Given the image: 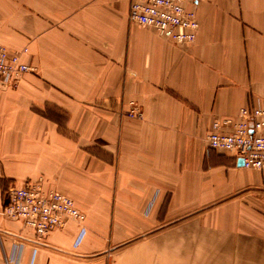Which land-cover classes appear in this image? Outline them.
I'll return each mask as SVG.
<instances>
[{"label":"crops","instance_id":"0c3cea01","mask_svg":"<svg viewBox=\"0 0 264 264\" xmlns=\"http://www.w3.org/2000/svg\"><path fill=\"white\" fill-rule=\"evenodd\" d=\"M129 1L0 0V43L33 68L0 93V177L85 214L80 239L73 220L41 238L3 221L0 264H264L263 176L204 140L264 108V0H195L181 46Z\"/></svg>","mask_w":264,"mask_h":264},{"label":"built area","instance_id":"2783aa9c","mask_svg":"<svg viewBox=\"0 0 264 264\" xmlns=\"http://www.w3.org/2000/svg\"><path fill=\"white\" fill-rule=\"evenodd\" d=\"M195 0H130L128 18L132 22L153 28L157 34L178 45L192 42L199 27L193 9ZM25 51V49H24ZM30 66L21 59L18 51L10 52L0 44V90L17 86L21 76ZM129 115L141 118L138 108ZM207 145L221 152H229L242 159V166L259 170L264 180V108L249 110L241 107L238 119H215L205 132ZM9 186L6 191L4 211L15 220H21L35 236H44L60 228L66 219L82 223L84 213L72 198L56 190H47L34 182ZM85 227L81 226L79 239Z\"/></svg>","mask_w":264,"mask_h":264},{"label":"rangeland","instance_id":"374dc122","mask_svg":"<svg viewBox=\"0 0 264 264\" xmlns=\"http://www.w3.org/2000/svg\"><path fill=\"white\" fill-rule=\"evenodd\" d=\"M128 20H129V18H128ZM129 21H131V20H129ZM132 22V21H131ZM133 23H135V22H133ZM137 24V23H136ZM144 26V25H143ZM172 42V41H171ZM173 43V42H172ZM191 43V42H190ZM1 44V43H0ZM173 44H175V43H173ZM3 45V44H2ZM176 45H178V44H176ZM3 46H5V45H3ZM181 46V45H180ZM6 47V46H5ZM7 48V47H6ZM8 49V48H7ZM24 49H25V51H24ZM9 50V49H8ZM10 52H12V51H15V50H9ZM19 53H20V57H21V59L23 60V61H25L24 59H23V54H25L26 52H27V49L26 48H23L21 51L19 50L18 51ZM26 62V61H25ZM27 63V62H26ZM28 64V63H27ZM29 66H30V70L29 71H27V72H32L33 71V68H32V66L30 65V64H28ZM27 72H25V73H27ZM24 73V74H25ZM23 74V75H24ZM23 75L21 76V78L23 77ZM21 78H20V80H21ZM20 80H19V82H20ZM19 82H18V84H19ZM18 84H17V86H18ZM16 86V87H17ZM16 87H14V88H11V89H4V90H0V93H2V92H4V91H7V90H14V89H16ZM133 108H138L141 112H142V110H141V108L135 103V102H130V103H128V108L125 110V112H124V115L126 116V117H128V118H131V119H142V117L141 118H134V117H132V116H130L129 115V112H130V110H132ZM2 157V156H1ZM0 169H2V165H0ZM1 172V171H0ZM2 175V174H1ZM34 183H36V182H34ZM37 184H39V183H37ZM21 186V185H24L23 183H19L17 180H16V182L15 181H11V180H8L6 177H0V193H1V200L3 201V199L5 200V198H3V196H4V192H5V196H6V191H7V188L9 187V186ZM40 185V184H39ZM41 186V185H40ZM42 187V186H41ZM43 188V187H42ZM44 189H47V190H50V189H48V188H44ZM51 190H53V189H51ZM57 191V190H56ZM59 192V191H58ZM61 193V192H60ZM63 194V193H62ZM71 198V197H70ZM73 200V199H72ZM74 201V200H73ZM5 203V202H4ZM74 204H75V202H74ZM4 205L5 204H3L2 205V208H0V225L3 223V221H5V220H10V221H19V222H21L22 223V225L24 226V224H23V222L21 221V220H15V219H12V218H10V217H8L7 215H6V213H5V211H4ZM75 206H76V204H75ZM77 207V206H76ZM78 208V207H77ZM79 209V208H78ZM80 210V209H79ZM83 212V211H82ZM84 213V212H83ZM85 215V214H84ZM67 220H73V221H75V222H77V223H79L81 226H84V222H85V220L82 222V223H80V222H78L77 220H74V219H66L65 220V222L67 221ZM64 225V224H63ZM25 227V226H24ZM63 227V226H62ZM62 227H60V228H62ZM26 228V227H25ZM60 228H57V229H60ZM54 230H56V229H54ZM49 234V233H48ZM48 234H46V235H48ZM35 235V234H34ZM46 235H44V236H40V238L41 237H45ZM1 237H2V235H1ZM37 237V236H36ZM1 240V239H0Z\"/></svg>","mask_w":264,"mask_h":264},{"label":"water","instance_id":"95a60500","mask_svg":"<svg viewBox=\"0 0 264 264\" xmlns=\"http://www.w3.org/2000/svg\"><path fill=\"white\" fill-rule=\"evenodd\" d=\"M239 164L242 165V159L241 158L239 159Z\"/></svg>","mask_w":264,"mask_h":264}]
</instances>
